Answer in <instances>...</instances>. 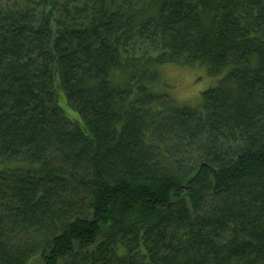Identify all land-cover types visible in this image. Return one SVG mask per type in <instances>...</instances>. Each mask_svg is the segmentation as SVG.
<instances>
[{
	"label": "trees",
	"instance_id": "trees-1",
	"mask_svg": "<svg viewBox=\"0 0 264 264\" xmlns=\"http://www.w3.org/2000/svg\"><path fill=\"white\" fill-rule=\"evenodd\" d=\"M0 264H264V0H0Z\"/></svg>",
	"mask_w": 264,
	"mask_h": 264
},
{
	"label": "rangeland",
	"instance_id": "rangeland-1",
	"mask_svg": "<svg viewBox=\"0 0 264 264\" xmlns=\"http://www.w3.org/2000/svg\"><path fill=\"white\" fill-rule=\"evenodd\" d=\"M158 71L160 85L156 86V91L158 94L166 95L179 108L201 107L202 94L215 88L220 79V77H210L207 69L199 66L164 65ZM61 105L67 114L68 109L63 104Z\"/></svg>",
	"mask_w": 264,
	"mask_h": 264
}]
</instances>
